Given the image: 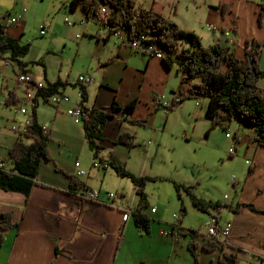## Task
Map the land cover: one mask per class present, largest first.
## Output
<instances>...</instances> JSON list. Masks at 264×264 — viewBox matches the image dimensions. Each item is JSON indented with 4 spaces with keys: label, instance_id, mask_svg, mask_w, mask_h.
Wrapping results in <instances>:
<instances>
[{
    "label": "crops",
    "instance_id": "crops-1",
    "mask_svg": "<svg viewBox=\"0 0 264 264\" xmlns=\"http://www.w3.org/2000/svg\"><path fill=\"white\" fill-rule=\"evenodd\" d=\"M134 1L137 4L138 0ZM68 2L69 0H61L59 9L69 15L81 11L80 9L84 11L81 13L79 23L83 24L85 32L81 37L78 36L80 33H77L76 38L82 39L78 45L82 46L83 39L87 36L88 44L95 42L94 45H86L91 57L84 65V72L78 77L72 78L71 73L64 72L62 63L58 64L47 59L48 57H44L43 53L28 61L23 60L27 63L24 70L16 61L9 60L11 52H2L0 56V172L1 166L6 168L10 166L7 162L9 149L18 138L31 142V139L21 137V133L26 128L24 122L26 116L20 111L21 105L12 109V105L16 103H12L14 97L11 96L15 95L18 102L22 101L18 92L21 91V87L24 89L16 76L19 73H27L36 81H43L46 84H53L59 80L66 82L61 90L70 98L69 102H64L56 109L49 100L40 99V103L42 100L47 103L43 109L39 108V103L37 119L49 133L48 152L52 161L41 164L37 181L48 185H36L30 194L14 190L6 191L0 187V214L11 213L14 222H17L15 227L4 231L5 239L3 244H0V264H177L176 259L182 256V251L187 253L190 250L189 244L192 241L199 244L201 264H219L220 250H204L205 240L199 235L190 233L182 220L180 225L173 226L170 231L158 227L164 220V211L158 202L157 206L147 200L149 204L147 214L152 218L149 232L138 229L131 216L124 220V212L136 206L139 200L133 181L119 176L110 166L94 167V162L100 159L94 157L86 140L83 124L74 122L72 116L68 114L70 108L81 104L82 82H79L81 75L90 78L89 82L84 83L88 96L84 105L88 108H105L113 105L114 102L124 106L136 100L135 110L129 117L147 120L146 124L142 126L131 122L125 114L117 111L104 125L101 141L104 148L101 157L105 161H114L124 166L136 175L152 174L146 169L135 170L134 164L130 161L131 152L137 147L142 148L139 141L135 140L137 142L135 147H129L117 140L122 133L135 135L137 139L140 129L162 125L164 127L165 121L159 114L160 109L166 110V121L169 119V111L173 110L159 107L156 104L157 100L163 98L170 106L178 100L180 92L182 96L187 92V86L181 83V75L177 72L176 66H168L164 57L149 56L142 51L133 50L126 42L127 34L124 32L121 35L107 36L110 29L108 25L95 16L87 19L83 6L71 10ZM209 3L212 5L210 10L217 11L214 17L211 12L215 23L213 26H217V29L210 30L211 33L206 32L202 26L187 29L199 35L205 47L220 43L223 47L234 51L236 56L243 57L248 42L250 44L262 42L260 37L255 36L253 30L251 32L243 30L239 20V10L229 5L227 0ZM261 3L263 2L257 4L259 8ZM143 5L160 13L165 12L168 7L164 0H144L140 6ZM65 21L69 26L76 25L68 16ZM258 22L262 27V19ZM20 23L12 32L7 29V33L21 41L23 35L21 25L24 24L22 21ZM231 33H233L232 37ZM61 40L63 46H66L69 42L68 35L63 36ZM48 53L56 54L52 49H48L46 54ZM110 59L113 60L109 61ZM9 99L10 103H8ZM187 100L195 99L186 98L177 108L182 107ZM203 101L204 99L201 103L196 101V105L201 106ZM204 112L206 116V110ZM244 129L247 128H243L242 133ZM239 134L236 144L240 148L239 151L247 155L246 161L250 160L249 167L243 171L244 180L240 185V193L237 191L239 183L234 182L232 186L237 191L236 196L224 203L229 204L233 209L238 203H251L260 210L241 206L238 212H235L230 207H226L220 212L213 210L207 214L205 221L212 215L218 217L222 223L230 221L232 224L230 234L223 240L230 247L241 249L238 253L240 258L238 264H262L264 261V149L255 144L254 135L243 143L241 142L243 136ZM149 143H152V140H149ZM148 159L149 152L145 156V163ZM56 167L62 171L57 170ZM250 169H253L251 173H249ZM63 171L78 176V171H83L84 174L80 175L79 179L88 186V196L81 197L79 192L70 190V179ZM112 175L130 179L137 197L129 200L122 191L119 199H116L117 195L109 199L108 192H115L107 185V178ZM159 176L161 175H155V177ZM115 189L117 192L118 188ZM175 191L169 194L170 203L176 197ZM93 193L97 195L94 197L97 200L91 199ZM187 197L191 201L189 194ZM176 199L184 205L187 213L188 207L182 191ZM153 208H156V211ZM224 210H227L226 215L223 214ZM191 229L193 230V227ZM162 230L168 234H160ZM172 231L181 233L179 240L173 238ZM187 236L190 238L188 239ZM183 238L187 239L184 246ZM56 248L70 253L58 255ZM157 249H163L164 253L158 256Z\"/></svg>",
    "mask_w": 264,
    "mask_h": 264
},
{
    "label": "trees",
    "instance_id": "trees-1",
    "mask_svg": "<svg viewBox=\"0 0 264 264\" xmlns=\"http://www.w3.org/2000/svg\"><path fill=\"white\" fill-rule=\"evenodd\" d=\"M71 10L83 6L85 15L88 18L95 16L102 23L109 26L107 36L112 34H127L126 42L132 47L133 43L140 44L139 51L149 56L161 54L168 66H176L177 72L181 75V83L187 86V92L180 96L177 101L166 107L168 110H174L179 104L188 99H207L206 116L212 120V127L226 129V122L239 120L244 126L254 127V142L264 149V89L258 85L259 80L264 78V70L259 66V55L263 47L262 42L247 43L243 57L235 55L234 51L227 49L216 43L205 47L200 36L196 33L181 28L174 21L165 17L160 12L152 9H146L144 6L136 4L134 0H69ZM103 8L106 11H103ZM264 17V3H261L259 18ZM7 24L0 18V51L11 52L9 60L16 61L21 69H25L27 63L23 57L30 51V44H22L17 38L7 34ZM165 54V56H164ZM113 59H110L111 61ZM108 61V62H109ZM81 83L82 81L79 80ZM45 89L36 93L34 103H32V118L26 125L25 131L21 137L31 139L26 142L23 138H18L12 148L9 149L7 162L8 168L1 166L0 187L6 191H18L30 194L32 188L36 185L47 186L48 184L37 181L39 168L41 164L50 163L52 158L48 152L49 133L38 121V107L40 96L49 99V96L57 93L59 88H63L66 82L58 81L49 83ZM86 86L81 83V108L82 124L85 130V137L93 151L94 157L100 159L102 163H108L115 172L122 177L130 178L138 193V204L131 209L130 216L138 226V229L149 232L152 224V218L147 214L149 204L146 184L149 181H158L163 178H157L150 175H136L127 170L124 166L116 162H108L101 157L103 146V129L106 121L113 118L117 111H121L130 119L131 122L144 126L147 120L132 119L131 116L137 104L133 100L129 104L121 106L114 102L105 108H88L84 104L88 100ZM14 102L18 99L15 95ZM11 98V99H12ZM11 100H8L10 103ZM117 142L125 143L129 147L137 145L135 135L122 133ZM230 157L233 158L232 155ZM57 170L62 171L59 167ZM253 169L249 170V173ZM64 172V171H63ZM70 179V190L79 192L81 197L88 196V186L79 179L78 175L64 172ZM174 187L178 194L185 190L191 196V201L200 211L210 214L213 210L222 211L229 204L219 201L200 198L194 191L193 186L185 185L173 180ZM91 199L97 200L91 196ZM241 206L250 207L254 210H260L255 205L249 203H238L234 209L238 212ZM184 214L186 208L182 205ZM17 225L14 222L11 213L0 214V244L5 239L4 231ZM178 224H174L176 227ZM180 225V224H179ZM193 235H199L204 240L203 249L206 251L220 250L219 264H238L240 261V248L230 247L222 238H207L200 230L189 229ZM198 243L192 241L189 244L190 252L193 256V264H201V256ZM56 253L69 254L67 250L56 248Z\"/></svg>",
    "mask_w": 264,
    "mask_h": 264
},
{
    "label": "rangeland",
    "instance_id": "rangeland-1",
    "mask_svg": "<svg viewBox=\"0 0 264 264\" xmlns=\"http://www.w3.org/2000/svg\"><path fill=\"white\" fill-rule=\"evenodd\" d=\"M164 1L168 4V7L161 14L174 21L181 28L187 30L202 26L206 32L209 31L211 33L208 27L215 24L211 12L214 17L217 11L210 10L212 5L209 2H218V0ZM227 1L229 5L235 6L239 10V20L243 25V30L245 32L253 30L255 36L260 37L262 40L263 47L259 55V66L264 70V19H262V27L257 19L260 10L257 4L260 2L264 3V0ZM138 2L137 4L141 5L144 0H138ZM60 4L61 0H0V18H2L3 23H6L7 17L15 16L19 11L26 8L27 11L21 20L24 24L21 25L23 32L21 43H29L30 51L22 59L28 61L43 53L44 57H48L47 59H51L58 64L62 63L64 72L71 73V77L75 78L84 72V65L91 57L86 45H94L95 42L88 44L89 38L87 36L83 39L84 46L78 45L82 39L78 40L76 38L77 33L82 34L85 32V27L79 23L81 13L84 11L80 9L81 11L69 15L64 10L59 9ZM256 5L258 7L257 16L255 15ZM66 16L72 22H75L76 25L69 26L65 21ZM20 22L11 26L8 25V31H14L13 29L18 27L21 24ZM43 28L46 30V35L41 34ZM66 35H68L69 42L66 43V46H63L61 38ZM232 36L233 33H231ZM205 44L209 43L205 42ZM48 49H52L56 54H46ZM16 78L18 80L17 76ZM258 85L264 89V78L259 80ZM21 88L18 95L23 100L25 86L24 89L23 87ZM196 101L198 102L196 99L193 101L187 100L182 107H176L173 111H169L168 121H166V110L164 108L160 109L159 114L164 117L165 121L164 127L162 125L161 127L156 126L158 129L156 127L140 129L135 140L141 143L142 148L137 147L131 152L130 161L134 164L135 170L146 169L152 173L147 175H161L157 178H163L156 182H147L145 188L148 195L147 200L157 206L158 202L164 211V220L159 224V228L170 231L174 224L179 225L182 220L186 228L191 229L193 227V229H199L202 234H206L207 228L204 221L208 216L207 213L195 207L190 198L187 197L185 190H182L186 206L188 207V212L184 215L182 204L179 199H176L178 194L175 191V187H173V180L193 186V191L200 198L212 199L220 203L232 200L236 196L237 191L240 193V185H242L244 180V177H242L243 171L249 167L246 161L247 155L243 151H239L240 148L236 144V139L239 137L237 134H242L241 142L245 143V141L251 139L255 132L254 127L244 126L239 120H234L231 123L226 122V129L217 126L212 127V120L208 119L204 112L207 108V99H204L201 106H197ZM21 102L13 104L12 109L21 105ZM46 103L45 100H42L39 108H45ZM31 107L29 106L30 109ZM45 112L47 114V111ZM24 115L28 118L27 114ZM243 128L247 129H244L242 133L241 130ZM227 132H230L232 137L227 136ZM149 140H152V143H149ZM255 144L257 143L255 142ZM231 147L235 148L233 155L230 151ZM147 152H149V159L145 163ZM107 180V185L117 195L116 199L121 197L122 191L126 193L129 200L137 197L130 179L112 175L108 176ZM234 182L239 183L237 191L232 186ZM116 187L118 188L117 192ZM173 191H175L176 197L170 203L169 194L170 192L173 194ZM226 213L227 210H224L223 214L226 215ZM173 214L179 215L180 218L175 219ZM221 217L223 218V215ZM153 224L155 223L153 222ZM187 238L189 239L190 236H187ZM182 242L184 246L187 239L183 238ZM163 253V249L157 251L158 256ZM176 260H178L177 264H193L194 259L189 250L187 253L182 251V256Z\"/></svg>",
    "mask_w": 264,
    "mask_h": 264
},
{
    "label": "built area",
    "instance_id": "built-area-1",
    "mask_svg": "<svg viewBox=\"0 0 264 264\" xmlns=\"http://www.w3.org/2000/svg\"><path fill=\"white\" fill-rule=\"evenodd\" d=\"M27 11L26 8L22 9L21 11H19V13L15 16H9L6 18V24L8 25H14L16 23H18L21 20L22 15L25 14V12ZM103 11L105 12L106 9L103 8ZM70 23V21H69ZM209 30H213V29H217V26H209L208 27ZM41 34L45 35L46 34V30L43 28L41 30ZM227 35L229 34V32L226 33ZM79 37H81V34L78 35ZM139 45L140 44H135L133 43L132 48L133 50H139ZM2 55V52L0 51V56ZM158 57H161V54L157 53ZM18 80L21 82L22 85L25 86V96L22 100L21 106H20V111L24 114L28 115V118H26L25 124L27 125L30 122V119L32 118V114H31V109L29 108V106H32V103H34V99L36 97V93L39 92L41 89H45L48 85L43 82V81H36L35 79H33L29 74L27 73H19L18 74ZM79 80L82 81L83 83H87L90 81V78L88 77H82L79 76ZM62 88V87H61ZM61 88H59V91L55 94H53L52 96H49V101L51 102L52 105L59 107L61 103L64 102H69L70 98L68 96H66V94H64L61 90ZM40 98H44L42 96H40ZM158 103H156L159 107H168L169 103L167 101H163V98H159ZM202 100H198V103H201ZM68 114L70 116H72L74 119V122L76 123H82L81 119H82V108L81 106L78 104L76 107L70 108L68 110ZM227 136H231L232 134L230 132H227ZM230 151L232 153V155L235 153V148L231 147ZM248 163V162H247ZM79 163L77 162V165ZM109 164L108 163H102L101 161H96L94 162V167H108ZM79 176L84 174L83 171H78ZM97 195L93 193L92 197H96ZM115 196L114 193H109L108 192V197L109 199H112ZM130 208L129 210H127L126 212H124L123 214V219L127 220L130 217V213L131 212ZM154 211H156V208H153ZM173 217L175 219H179V215L177 214H173ZM205 226L207 228V233L205 234V236L207 238H226L229 234H230V230L232 228V224L230 223V221H227L225 223H222L218 217H216L215 215L210 216L206 221H205ZM177 227V226H176ZM160 234L162 235H166L168 234V232H166L165 230L160 231ZM171 235L173 236V238L175 240H179L181 237V233L179 231H172ZM262 264H264V261L262 262Z\"/></svg>",
    "mask_w": 264,
    "mask_h": 264
}]
</instances>
